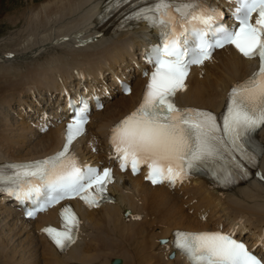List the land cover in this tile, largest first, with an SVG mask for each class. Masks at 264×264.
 <instances>
[{
    "label": "bare ground",
    "instance_id": "bare-ground-1",
    "mask_svg": "<svg viewBox=\"0 0 264 264\" xmlns=\"http://www.w3.org/2000/svg\"><path fill=\"white\" fill-rule=\"evenodd\" d=\"M105 2L30 0L22 9L5 16L0 13V19L22 23L0 39V45L8 46L0 49V160L37 159L54 152L62 144L66 112L62 90L81 84L78 77L86 79L85 85L91 82L97 86L103 82L98 77L103 72L112 73V78L121 76L146 44L151 32L144 25L129 31L97 27L95 17ZM255 67L254 60L232 48L220 50L213 61L194 68L178 102L217 116L232 86L250 76ZM132 76L130 95L116 94L119 96L108 100L104 110L93 114L87 140L97 145L99 153H89L82 138L86 157L107 161L106 136L112 125L138 104L144 87L139 74ZM35 94L53 110L54 118L56 112L61 118L56 127L40 134L26 115L28 111L45 113ZM22 105L29 110L21 111ZM261 138L264 143V130ZM260 167L253 179L228 189L215 188L207 176L189 175L171 189L153 186L143 176L121 175L124 182L112 185L114 203L99 208L76 203L82 215L80 237L64 253L42 231L56 222L59 207L35 220H24L0 190V264H111L114 258H120V264H189L177 251L170 259V243H159L179 229L236 230L247 239L260 241L264 238V158ZM127 208L132 211L129 216L124 215Z\"/></svg>",
    "mask_w": 264,
    "mask_h": 264
},
{
    "label": "snow or ice",
    "instance_id": "snow-or-ice-1",
    "mask_svg": "<svg viewBox=\"0 0 264 264\" xmlns=\"http://www.w3.org/2000/svg\"><path fill=\"white\" fill-rule=\"evenodd\" d=\"M124 2L114 0L117 5ZM233 2L234 25L223 23L224 13L205 0H153L134 13L135 18L159 27L163 42L147 57L154 67L151 73L145 72L149 80L141 103L111 130L113 158L122 171L130 167L136 174L147 165V180L175 186L193 171L226 162L229 166L219 168L217 178L233 182L237 176L248 175L243 162L256 166L258 156L264 158V149L257 153L247 147L251 134L264 127V0ZM225 45H233L245 58H258L259 67L232 86L221 124L209 110L177 106L175 97L186 90L191 67L203 65L216 48ZM73 107L61 151L42 160L10 164L11 175L0 169V190L21 202H31L28 217L65 199L79 197L97 207L106 198L112 169L82 165L70 151L73 141L85 131L90 110L87 98ZM61 218V228L48 226L42 231L63 250L75 243L80 220L71 205L61 209ZM175 237V246L192 264H264L232 232L177 231Z\"/></svg>",
    "mask_w": 264,
    "mask_h": 264
},
{
    "label": "rangeland",
    "instance_id": "rangeland-1",
    "mask_svg": "<svg viewBox=\"0 0 264 264\" xmlns=\"http://www.w3.org/2000/svg\"><path fill=\"white\" fill-rule=\"evenodd\" d=\"M30 0H1L0 1V13L5 16V13L24 8L27 6ZM37 1V0H36ZM22 23L12 24L7 19H0V37H5L13 30L20 28Z\"/></svg>",
    "mask_w": 264,
    "mask_h": 264
}]
</instances>
